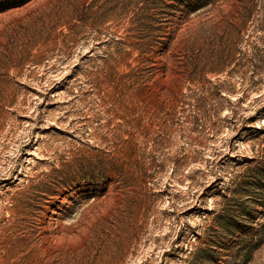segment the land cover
<instances>
[{
    "label": "rangeland",
    "instance_id": "374dc122",
    "mask_svg": "<svg viewBox=\"0 0 264 264\" xmlns=\"http://www.w3.org/2000/svg\"><path fill=\"white\" fill-rule=\"evenodd\" d=\"M260 129L264 0H0V264H264Z\"/></svg>",
    "mask_w": 264,
    "mask_h": 264
},
{
    "label": "trees",
    "instance_id": "16d2710c",
    "mask_svg": "<svg viewBox=\"0 0 264 264\" xmlns=\"http://www.w3.org/2000/svg\"><path fill=\"white\" fill-rule=\"evenodd\" d=\"M264 136V129L256 130L254 135L255 139H259ZM246 168L242 175L238 176L242 181L237 184L236 189L232 190L233 195L230 201L232 202L235 198L248 197L254 200L256 197L260 205L264 208V149L262 155L254 157L244 161ZM239 187V188H238ZM258 196V197H257ZM232 210H228L223 216L222 224L227 229H232L234 221ZM264 228V224H263Z\"/></svg>",
    "mask_w": 264,
    "mask_h": 264
}]
</instances>
